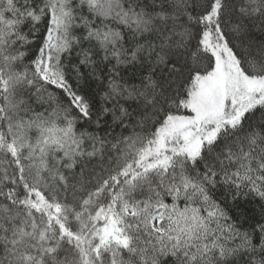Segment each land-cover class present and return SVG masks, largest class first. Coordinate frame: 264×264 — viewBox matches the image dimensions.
I'll return each mask as SVG.
<instances>
[{"label": "snow or ice", "instance_id": "obj_1", "mask_svg": "<svg viewBox=\"0 0 264 264\" xmlns=\"http://www.w3.org/2000/svg\"><path fill=\"white\" fill-rule=\"evenodd\" d=\"M0 264H264V0H0Z\"/></svg>", "mask_w": 264, "mask_h": 264}]
</instances>
